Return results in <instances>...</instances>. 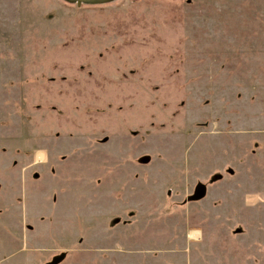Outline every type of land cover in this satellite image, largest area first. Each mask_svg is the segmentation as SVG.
Instances as JSON below:
<instances>
[{"label": "rangeland", "instance_id": "1", "mask_svg": "<svg viewBox=\"0 0 264 264\" xmlns=\"http://www.w3.org/2000/svg\"><path fill=\"white\" fill-rule=\"evenodd\" d=\"M264 264V0H0V264Z\"/></svg>", "mask_w": 264, "mask_h": 264}, {"label": "water", "instance_id": "2", "mask_svg": "<svg viewBox=\"0 0 264 264\" xmlns=\"http://www.w3.org/2000/svg\"><path fill=\"white\" fill-rule=\"evenodd\" d=\"M57 262H58V260L57 259H54L52 262L46 263V264H56Z\"/></svg>", "mask_w": 264, "mask_h": 264}]
</instances>
